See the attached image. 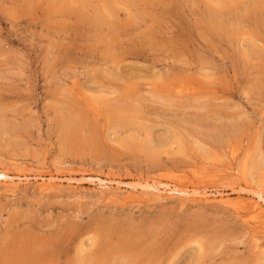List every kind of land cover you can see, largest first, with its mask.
Listing matches in <instances>:
<instances>
[{
    "label": "rangeland",
    "instance_id": "1",
    "mask_svg": "<svg viewBox=\"0 0 264 264\" xmlns=\"http://www.w3.org/2000/svg\"><path fill=\"white\" fill-rule=\"evenodd\" d=\"M0 173V264H264V0H0Z\"/></svg>",
    "mask_w": 264,
    "mask_h": 264
},
{
    "label": "bare ground",
    "instance_id": "2",
    "mask_svg": "<svg viewBox=\"0 0 264 264\" xmlns=\"http://www.w3.org/2000/svg\"><path fill=\"white\" fill-rule=\"evenodd\" d=\"M20 178V177H19ZM10 179L9 175L5 174V173H0V180L1 182L0 183H3L5 184V182ZM121 183H116V185H119L120 186ZM10 185V184H9ZM12 185V184H11ZM6 186V185H5ZM8 190V192L10 191V186H6ZM49 185L45 186L46 190L49 189ZM145 187V186H144ZM141 188L144 190V192L142 193L141 191V194L143 196L147 195V194H150V192L152 191H155V189H153L151 186H147L145 188ZM52 189V188H51ZM54 189V188H53ZM42 190V189H41ZM6 191V190H5ZM128 196H127V199H129L130 201L132 200H138L140 199V196H138L136 193L138 192V189L136 187V185H131L129 186L128 188ZM46 193V192H45ZM139 193V192H138ZM177 194H182V196H185V194L183 195V193L181 192H175ZM11 194V193H10ZM141 195V196H142ZM205 195V194H204ZM148 196H146L147 198ZM151 197V196H150ZM194 197V196H193ZM188 198V200H192L193 201V198ZM142 198V197H141ZM158 198V197H157ZM186 198V199H187ZM143 199V198H142ZM140 199V200H142ZM185 199V198H184ZM146 199H144L145 201ZM195 200V199H194ZM143 201V200H142ZM204 201V200H203ZM225 205H228V206H231L232 208L234 207L235 211L236 212H239L241 210H246L248 211L249 213H252L255 215V217L258 219V227L255 228V229H258V230H261L263 227H264V199L262 198V196H259V195H250V197L248 198H241L239 199L238 201L234 202L230 199H224L222 201ZM240 213V212H239ZM256 224V225H257Z\"/></svg>",
    "mask_w": 264,
    "mask_h": 264
}]
</instances>
